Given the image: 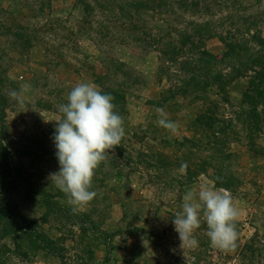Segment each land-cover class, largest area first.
Instances as JSON below:
<instances>
[{
  "label": "rangeland",
  "instance_id": "1",
  "mask_svg": "<svg viewBox=\"0 0 264 264\" xmlns=\"http://www.w3.org/2000/svg\"><path fill=\"white\" fill-rule=\"evenodd\" d=\"M225 1L199 0V13L184 18L214 23L204 48L212 57L223 60L229 51L223 40L234 38L247 64L264 54V45L251 40L256 34L264 40V0ZM2 4L0 264H264V100L251 94L250 83L257 82L234 79L237 61L213 72L228 80L225 93L212 83L207 93L177 95L190 74L159 63L151 49L121 43L114 35L124 30H81L82 8L74 2ZM102 56L124 65L141 83L127 96L121 145L96 170V198L73 214L66 195L48 179L60 167L55 120L77 83L101 91L96 78L106 74ZM22 85L28 86L23 107L11 97ZM256 90L264 85L259 82ZM158 108L179 124L178 137L169 139L158 125ZM182 162L188 165L183 173ZM204 182L227 189L241 210L234 251L212 247L203 220L195 232L198 246H180L174 215L182 211L185 192ZM6 232L16 245L3 238Z\"/></svg>",
  "mask_w": 264,
  "mask_h": 264
},
{
  "label": "clouds",
  "instance_id": "2",
  "mask_svg": "<svg viewBox=\"0 0 264 264\" xmlns=\"http://www.w3.org/2000/svg\"><path fill=\"white\" fill-rule=\"evenodd\" d=\"M27 91L28 86L22 85L11 97L23 107ZM66 100L58 107L61 116L55 120L53 134L60 167L48 179L66 195L73 214H77L96 198L97 192L92 190L96 170L107 161L110 150L121 145L126 132L124 119L115 110L114 97L102 93L93 83H77ZM157 113V123L168 131L169 139L178 137L179 124L170 120L163 108H158ZM187 167L182 162L179 171L183 173ZM241 214L227 189L216 188L208 182L201 183L198 189L189 188L183 196L182 211L176 212L173 220L180 246L183 249L198 246L195 232L203 220L211 246L234 251L238 239L236 224Z\"/></svg>",
  "mask_w": 264,
  "mask_h": 264
},
{
  "label": "trees",
  "instance_id": "3",
  "mask_svg": "<svg viewBox=\"0 0 264 264\" xmlns=\"http://www.w3.org/2000/svg\"><path fill=\"white\" fill-rule=\"evenodd\" d=\"M70 1L82 8L81 30H124L116 34L117 36L114 35L116 39L124 40L121 43L130 41L131 44L143 49H151L159 55V63L177 67L178 73L190 74V79L186 83L183 82L184 87L177 91V95L207 93L212 83H215L216 87L225 93V88L230 85L228 80L224 76L213 75V72H217V66L222 67L227 64L226 62L233 60L240 64V67L233 72L236 75L234 79H250L264 85L263 53L252 57L246 64L241 58V46L234 44V38L230 42L228 37V40H223L229 50L223 60L215 59L204 50L205 41L213 38L214 23L211 21L196 23L184 18L188 14L196 15L199 13L201 8L199 0ZM232 1L235 2L234 4H242L245 0H226L224 3ZM141 30H150V32L148 35L142 32L139 34ZM153 30L157 32V35L154 34ZM110 33L108 31L105 38L101 37L102 45L104 43L102 41L110 39ZM251 40L254 43L259 42L261 46L264 45V40H261L260 35H254ZM243 41H245L244 38L241 39L242 44L248 43ZM32 49L30 46L28 51ZM102 57L104 58V56ZM183 59L186 60L183 61ZM102 65L106 74L96 78V83L101 88L102 93L111 94L114 97L113 103L116 105V112L121 116H126L125 107L129 90L138 86L141 79L134 76L124 65L113 60L109 61L104 58ZM157 72L159 76L164 74L162 67ZM0 84L2 86L3 82ZM258 84L250 83L251 94L255 99L264 100V90H256ZM196 100H201V97H197ZM204 120L205 118H199V121ZM202 124L204 125V123ZM122 151L123 148L117 149V152ZM4 184L0 183V189ZM82 218L85 217L82 216ZM22 222L27 224L24 218H22ZM238 227L237 224V229ZM3 238L11 239L15 245L17 243L15 236H12L11 233L6 232ZM33 243L38 244V241Z\"/></svg>",
  "mask_w": 264,
  "mask_h": 264
},
{
  "label": "crops",
  "instance_id": "4",
  "mask_svg": "<svg viewBox=\"0 0 264 264\" xmlns=\"http://www.w3.org/2000/svg\"><path fill=\"white\" fill-rule=\"evenodd\" d=\"M3 0H0V6H2L3 4ZM11 3V2H10ZM10 3H7V5L8 4H10ZM12 5V4H11ZM11 5L9 6V7H11ZM23 76H26V75H23ZM22 78V77H21ZM262 190L264 191V185H263V187H262ZM263 196H264V194H262ZM262 200H264V199H262ZM238 224V223H237ZM5 240H9L8 238L7 239H5ZM5 243V242H4ZM9 247V246H8Z\"/></svg>",
  "mask_w": 264,
  "mask_h": 264
}]
</instances>
